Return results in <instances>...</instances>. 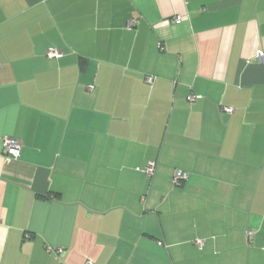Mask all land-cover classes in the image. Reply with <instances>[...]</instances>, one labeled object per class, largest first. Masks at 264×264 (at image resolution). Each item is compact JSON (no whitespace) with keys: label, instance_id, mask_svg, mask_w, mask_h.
Instances as JSON below:
<instances>
[{"label":"crops","instance_id":"crops-1","mask_svg":"<svg viewBox=\"0 0 264 264\" xmlns=\"http://www.w3.org/2000/svg\"><path fill=\"white\" fill-rule=\"evenodd\" d=\"M259 52L264 0H0V264H264Z\"/></svg>","mask_w":264,"mask_h":264},{"label":"built area","instance_id":"built-area-1","mask_svg":"<svg viewBox=\"0 0 264 264\" xmlns=\"http://www.w3.org/2000/svg\"><path fill=\"white\" fill-rule=\"evenodd\" d=\"M175 23H179V18H176L175 20ZM132 25V23L130 24ZM48 58H51V57H57L58 54L54 53V52H50L47 54ZM257 59L260 61V62H263L264 61V55L259 52L257 54ZM147 84L151 83L152 82V79L151 78H148L146 79L145 81ZM189 101H193L195 99V97L191 96L188 98ZM226 112H230V110H227ZM3 151L5 153V155L7 156H10L14 159H17L19 157V151H20V143L16 140H13L11 138H5L3 140ZM154 163H150L149 165H147L144 169H143V173H145V175L147 177H151L153 175V172H154ZM137 171H140V169H137ZM182 178H184V176L181 174V173H176L175 174V180L174 182H179ZM203 243L201 241H199L197 243V246H201ZM54 253L60 255L62 254V251L61 249H56L54 251ZM90 264V263H88Z\"/></svg>","mask_w":264,"mask_h":264}]
</instances>
